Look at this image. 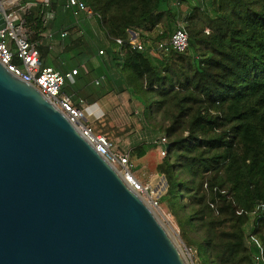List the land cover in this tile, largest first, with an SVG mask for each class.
<instances>
[{
    "label": "trees",
    "instance_id": "obj_1",
    "mask_svg": "<svg viewBox=\"0 0 264 264\" xmlns=\"http://www.w3.org/2000/svg\"><path fill=\"white\" fill-rule=\"evenodd\" d=\"M80 1L109 40L114 67L129 73L126 86L144 115L170 116L165 133L171 140L165 138L160 166L166 194L174 204L187 196L186 223L202 230L208 264H252L241 226L255 204L264 202V0ZM177 2L187 4L186 23L193 26L203 15L210 32L199 38L187 28V51L170 53L168 61L127 49L129 32L143 39L158 28L153 41L168 39ZM43 19L26 12L30 42H39L46 31ZM39 52L41 60L48 54L41 47ZM145 152L139 148L136 154ZM205 175L211 176L208 182ZM217 222L232 228L218 235ZM253 225L264 243V216Z\"/></svg>",
    "mask_w": 264,
    "mask_h": 264
},
{
    "label": "water",
    "instance_id": "obj_2",
    "mask_svg": "<svg viewBox=\"0 0 264 264\" xmlns=\"http://www.w3.org/2000/svg\"><path fill=\"white\" fill-rule=\"evenodd\" d=\"M0 264H188L117 170L1 63Z\"/></svg>",
    "mask_w": 264,
    "mask_h": 264
},
{
    "label": "rangeland",
    "instance_id": "obj_3",
    "mask_svg": "<svg viewBox=\"0 0 264 264\" xmlns=\"http://www.w3.org/2000/svg\"><path fill=\"white\" fill-rule=\"evenodd\" d=\"M1 1L2 4L4 3L6 5L9 0ZM173 5V7L176 9V12L178 13V17L174 24V29L178 24L183 25L186 29L188 28V33L192 30L200 33L199 38L201 36L207 35L210 32L209 23L203 15H200L195 20L193 26H190L185 22V19L189 13V10H187V4L177 2ZM51 7L52 5L49 7L51 9V11L49 12H52L54 16L55 14L52 11ZM33 10H35L36 13H34ZM33 10L32 12L35 15L37 14V17L42 19L44 18V25L47 27L49 22L51 21L45 19V14L47 11L44 9V11L42 12L39 7H34ZM27 30L28 34H30L29 28H27ZM69 32L73 33L70 29L68 30V33ZM82 33L83 32L81 31V37L78 38L74 45L70 46V49H65L64 43H59L57 46V50L52 49V45L48 44L42 47L44 49H47V52L49 51L46 57L42 60V65H48L54 68H57L59 66V68L63 69L72 66L79 67V69H85L83 68L84 65L89 66L90 60L87 58L92 54H94L95 56L98 48L101 45H104L105 38L103 35H100L101 37H96L93 40L91 37L93 36L92 32L86 33V36L84 35V33ZM47 36L48 32L46 30L41 35L40 41L37 43L39 45L40 43L43 45V40ZM64 39L65 38H63V40ZM61 40L62 39L60 33L54 34L52 37V42L55 44H57ZM150 57L156 59L161 58V60H164V58H166L165 61H168L169 59V57L162 56L161 54H154ZM109 58H112V55H110ZM120 58L122 59L123 57L119 56V59H117L121 61ZM106 62L108 63L109 71L112 73V75L110 76V81H108V83L104 85L105 91L103 92L104 95L109 98V103L107 104L108 107L104 109L103 117L97 120L93 119L88 111H86L87 122L91 123L95 134L105 135L112 141L113 149L116 148L118 151L129 155L131 163L133 165L132 172L137 180H139L142 184H151L153 186L156 194V198L154 201L157 202V205L154 206V204L150 203V209L157 217V219L162 223L171 238L174 240L187 263L208 264L204 248H202V230L198 226L191 227L186 223V220L189 216L190 201L187 199V196H185L181 201H179V203L174 204L172 201L168 200V196L166 194L167 183L161 170V168L164 169V167L160 168V166L163 160H165L162 151L165 152V146L167 145V143L165 145H161L160 140H162L163 138H166L167 142L171 140L166 137L165 133V128H168L171 123L169 114H166L165 119L161 113L154 111V113L152 112L151 116L146 117L143 113V108L138 105V103L133 99H131L130 93L126 89V75H129V73L122 72L120 69L114 68V64L110 65V60ZM16 63L22 69V66L18 64L19 62L16 61L15 64ZM115 69L119 70L122 76L117 73ZM77 76L78 71L74 77ZM93 76L90 75L89 79L93 78ZM95 86L98 89L104 88V86H102V83H100L99 85L96 84ZM83 89V82L78 80H75L73 83L68 81L66 86L64 87V91L68 94H73L76 100L82 99L87 103V97H78L76 94L77 91H82ZM187 135V132L183 134L184 137H186ZM139 148L146 149L145 155L141 158L136 154V151ZM173 162V160L170 161L171 164H173ZM210 177L211 176L209 175H205L204 181L208 182L210 180ZM253 223L254 218L250 216L249 220L244 222V224L241 226V230L243 231L244 247L250 254L251 262L253 249L248 246L247 239L250 235H254ZM217 226H219L217 229L218 235H220L221 232H228L232 228L231 224L221 225V223L219 222H217ZM256 237L262 242V240L258 236ZM262 244L264 245L263 242Z\"/></svg>",
    "mask_w": 264,
    "mask_h": 264
},
{
    "label": "built area",
    "instance_id": "obj_4",
    "mask_svg": "<svg viewBox=\"0 0 264 264\" xmlns=\"http://www.w3.org/2000/svg\"><path fill=\"white\" fill-rule=\"evenodd\" d=\"M21 1L9 0L6 5L4 3L0 5V13L5 22L4 29L0 31V63L15 77L36 88L68 119L95 151L117 170L125 183L138 194L143 202H147L149 207L150 203L156 206L157 202L154 201L156 194L153 186L142 184L136 179L132 172L133 165L129 155L118 151L116 148L113 149L112 141L107 136L95 134L91 123L87 122L86 119L87 103L82 99L76 100L73 94L64 91L68 81L74 82L73 78L77 74V70L62 74L53 68L42 65L39 52L40 45L29 41L24 20L26 12L33 5L21 6ZM42 4L47 9L51 6V0H42ZM65 7L71 10L75 17L79 14H85L89 19L94 18L92 11L80 0H66ZM49 11L45 14L46 20H52L54 17L53 13ZM67 35V32H63L61 38H65ZM51 37V34H48L46 38L51 39ZM115 42L119 46L124 44L120 39H116ZM127 49L146 52L149 56L154 54L168 56L170 53L184 54L188 49V33L185 26L178 24L168 39L154 42L152 46L148 47L129 32ZM99 54L102 55L103 52ZM16 61L19 62L18 64L22 66V69L17 63L15 64ZM160 144L165 145L166 140L163 138L160 140ZM162 154L165 155V152L162 151ZM250 216L254 218V221L264 216V202L255 204ZM247 244L253 249V264H264V245L262 242L255 235H250Z\"/></svg>",
    "mask_w": 264,
    "mask_h": 264
},
{
    "label": "crops",
    "instance_id": "obj_5",
    "mask_svg": "<svg viewBox=\"0 0 264 264\" xmlns=\"http://www.w3.org/2000/svg\"><path fill=\"white\" fill-rule=\"evenodd\" d=\"M27 4H29L31 6L33 5L29 11H32L34 9V7L35 8L39 7V9L42 12L44 11V9L47 12L49 10H51L50 8L46 9L43 6L42 0H35V1L29 2ZM53 4L55 7H51V8L55 14L54 15L55 18L53 17V20H51L47 26L48 29H46V30H47L48 34H51V36L53 37L54 34L60 33V36H61V34L63 32L68 33L69 29L73 33L69 32L68 35L65 37V39L63 40V38H61L62 40L60 42H58L57 44L52 42V37H51V39L46 38L43 40V42H44L43 45L40 43L41 48L46 46V44H48V45H52L51 46L52 49L57 50L58 44L64 43L65 49L66 48L70 49V46L74 45L75 42L78 40V38L81 37V35H80L81 31L84 33L85 36L87 35L86 33L92 32L93 36H91V37L93 40L96 37H101L100 35H103L105 38L104 45H101L98 48L95 56H94V54H92V55L88 54L89 57L87 59L90 60L89 66L86 65L87 66L86 67L84 65L83 68H85V69H79V67H73V66L63 69V68H59V66L57 68H54V67H51L48 65H44V67L53 68V69L61 72L62 74H67V73H70L74 70L78 71V76L74 77L73 80L74 81L78 80V81L83 82L84 89L82 91H77L76 94L78 97L79 96L87 97V100H88L87 111L93 119L97 120V119L103 117L104 109L108 107L107 104L109 103L108 102L109 98L106 95H104L103 92L105 91L104 85H106L108 83V81H110V79H111L110 76L112 75V73L109 71L108 63L106 62V61L110 60V65L113 64L112 58H109L110 55L113 54L112 46H111L109 40L106 38L105 34L102 32L100 25H99V22L96 20L95 17L89 19L86 17L85 14H79L78 16L75 17L73 15L72 11L65 7L66 6V0H51V5L53 6ZM33 11H34V13H36L35 10H33ZM35 16H37V14ZM79 17H80V20H79ZM160 32L161 31L158 30V28H156L151 33H148L146 35V37L143 39L138 38L134 33H132V34L137 37V40L139 42L145 43L148 47H150V45L152 46L154 43L153 39L155 38V36H157V34L159 35ZM100 52H103L102 55H106V56L100 55L99 54ZM41 62H42V60H41ZM115 70L117 71V73H119L121 75L119 70H117V69H115ZM90 75H92V76L94 75L93 78L89 79ZM96 82H97V85L102 83V86H104V88L98 89L95 86ZM125 84H126V81H125ZM126 89L129 92L127 86H126ZM130 97H131V95H130ZM131 99H132V97H131Z\"/></svg>",
    "mask_w": 264,
    "mask_h": 264
},
{
    "label": "bare ground",
    "instance_id": "obj_6",
    "mask_svg": "<svg viewBox=\"0 0 264 264\" xmlns=\"http://www.w3.org/2000/svg\"><path fill=\"white\" fill-rule=\"evenodd\" d=\"M1 1V0H0ZM2 4V1L0 2V5ZM144 204H146L147 205V203L146 202H144ZM148 206V205H147ZM148 208L150 209V207L148 206ZM151 210V209H150Z\"/></svg>",
    "mask_w": 264,
    "mask_h": 264
}]
</instances>
